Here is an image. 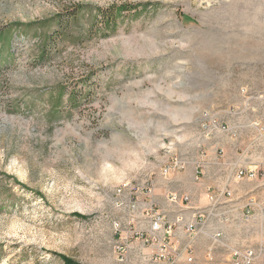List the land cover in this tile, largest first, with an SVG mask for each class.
<instances>
[{
    "label": "rangeland",
    "instance_id": "obj_1",
    "mask_svg": "<svg viewBox=\"0 0 264 264\" xmlns=\"http://www.w3.org/2000/svg\"><path fill=\"white\" fill-rule=\"evenodd\" d=\"M74 3L89 6L75 40L38 59L57 32L35 24ZM111 4L136 8L105 32ZM15 23L31 27L0 70V264H232L257 248L243 216L209 212L155 259L139 235L159 199L130 187L176 174L159 173L174 155L208 181L256 166L264 182V0H0V29Z\"/></svg>",
    "mask_w": 264,
    "mask_h": 264
},
{
    "label": "crops",
    "instance_id": "obj_2",
    "mask_svg": "<svg viewBox=\"0 0 264 264\" xmlns=\"http://www.w3.org/2000/svg\"><path fill=\"white\" fill-rule=\"evenodd\" d=\"M247 180H231L226 176L218 178L216 181H208L206 178H201L198 175L192 176L184 171L173 174L163 180L156 179L153 194L159 199L160 212L168 220L181 215L186 223L194 218V214L198 210L211 212L210 215H227L228 212L233 211L235 214L238 213L239 217L243 216L249 223V227L251 226V229L256 233L254 240L257 248L254 250L257 253V257L254 264H264V236L262 234L264 209L257 202V193L259 192L256 190L257 187L264 190V182L261 180L256 181L255 178ZM206 189L212 190L207 192ZM227 191H229V195H227ZM170 192L187 194L189 202L186 204H172L167 199V195ZM209 196H212V199H209ZM251 200H253L252 206L247 208L246 205ZM246 212L249 213L246 215ZM237 227V231H244L241 230V225ZM184 237L185 231L182 226L177 227L174 232V247H179ZM194 237L195 235L192 238ZM153 252H155L154 248Z\"/></svg>",
    "mask_w": 264,
    "mask_h": 264
},
{
    "label": "built area",
    "instance_id": "obj_3",
    "mask_svg": "<svg viewBox=\"0 0 264 264\" xmlns=\"http://www.w3.org/2000/svg\"><path fill=\"white\" fill-rule=\"evenodd\" d=\"M187 162L182 159L178 155H174L171 157L170 161L163 165L160 168V175L164 178L168 177L173 173H178L183 171L186 168ZM235 177L238 180L242 179H254L257 177V169L256 167H246V168H239L235 172ZM126 185L121 186L117 189L116 194L120 195L123 191V188ZM130 191L132 194L143 193L144 195L151 196L153 195L154 191V183L152 181H148L144 186L141 188L137 187H130ZM229 195V191L226 192ZM168 199L172 203H184L189 201V196L185 193H177V192H170L168 194ZM209 199H212V196H209ZM205 213H209L205 210H198L194 214V218L196 221H192L189 223L184 224V231L188 233L189 236L194 235L195 231V224L197 220L200 219ZM183 222L182 216H177L173 220L164 219V216H157L153 223L150 225V229L148 233H141L139 235L141 241L144 244H151L154 249L153 257L155 259H163L168 257L170 253L175 251L174 247V232L175 229ZM190 245H186L183 249L184 252H190ZM119 254H122L125 250L123 246H117ZM257 257V253L252 248H246L243 250L235 249L231 253V262L232 264H254L255 259ZM187 259L190 261L192 257L189 255Z\"/></svg>",
    "mask_w": 264,
    "mask_h": 264
},
{
    "label": "trees",
    "instance_id": "obj_4",
    "mask_svg": "<svg viewBox=\"0 0 264 264\" xmlns=\"http://www.w3.org/2000/svg\"><path fill=\"white\" fill-rule=\"evenodd\" d=\"M136 7L127 5V4H111L110 6L106 7L104 10L97 9V14L101 16V28L104 29L105 32H108L107 30L110 29V32H113L117 26V19L121 16V14L125 11L130 12L134 10ZM89 11V6L80 4V3H74L71 7H67L66 9L60 11L59 13H56L51 18L41 21L39 23H36L35 25H39L40 27H43L45 25L54 24L56 26V36H48L43 35L39 37L41 42V49L39 51L38 59H43L45 57L46 53V46L50 44L51 40H54L55 38L59 37L64 41H74L75 39L73 37L66 36L67 32L70 29V26L75 24L77 21H79V18L81 15L86 11ZM93 10H96L95 8ZM95 24H93L94 26ZM21 24L15 23L12 24L10 27L5 29H0V70L6 69L10 66V62L13 61V55L11 51V37L14 31H16L14 28H18L17 30L22 35V38L24 39H30L29 33H26L29 31V28L31 27L30 24H28L25 28L21 30ZM92 26V27H93ZM96 30V29H95ZM106 34V33H104ZM63 94H67L69 99L72 97V93L68 92H61L59 93V96H62Z\"/></svg>",
    "mask_w": 264,
    "mask_h": 264
}]
</instances>
